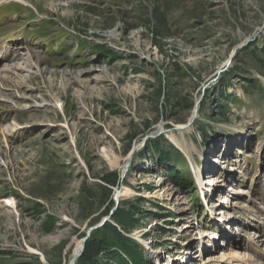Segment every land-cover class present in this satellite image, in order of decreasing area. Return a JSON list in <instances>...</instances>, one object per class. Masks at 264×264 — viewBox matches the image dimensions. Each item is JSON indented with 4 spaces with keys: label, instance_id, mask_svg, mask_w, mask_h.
Here are the masks:
<instances>
[{
    "label": "rangeland",
    "instance_id": "1",
    "mask_svg": "<svg viewBox=\"0 0 264 264\" xmlns=\"http://www.w3.org/2000/svg\"><path fill=\"white\" fill-rule=\"evenodd\" d=\"M28 1L0 7V264L105 236L102 264H264V0Z\"/></svg>",
    "mask_w": 264,
    "mask_h": 264
},
{
    "label": "trees",
    "instance_id": "2",
    "mask_svg": "<svg viewBox=\"0 0 264 264\" xmlns=\"http://www.w3.org/2000/svg\"><path fill=\"white\" fill-rule=\"evenodd\" d=\"M253 85H256V83L253 82ZM157 145L155 146L156 148L159 147ZM174 151L176 155L178 156L181 155V152L177 148H175ZM163 157L166 161H168V157H169L168 155H164ZM189 180L190 181L192 180L191 176ZM101 181L104 183L105 189L111 192L115 187L119 186L120 175L116 172H112L111 174L102 177ZM110 203L114 204V201L111 199ZM116 218L118 220L120 219L125 220L126 224H129L132 221L131 218L127 217L124 212L118 214ZM103 227L108 231L109 234H114L118 236L122 235L121 230H119L118 227L113 224L106 223ZM132 244H136V242H132ZM137 246H139V244H137ZM113 248H114L113 241L108 236H105L102 239L95 238L93 240H88L86 242L85 249L79 259L80 264H102L101 261L99 260L100 256L102 254L112 256L113 255L112 253L114 252H111V250ZM142 258H143V254H142ZM125 262L126 260L121 259V264H126Z\"/></svg>",
    "mask_w": 264,
    "mask_h": 264
},
{
    "label": "bare ground",
    "instance_id": "3",
    "mask_svg": "<svg viewBox=\"0 0 264 264\" xmlns=\"http://www.w3.org/2000/svg\"><path fill=\"white\" fill-rule=\"evenodd\" d=\"M7 1H16V0H7ZM4 2V1H3ZM2 2H0L1 4ZM235 53V52H234ZM32 70V69H31ZM0 79H1V73H0ZM195 111H197V107L195 109ZM110 161V164L111 165H116L117 164V159L115 160H109ZM219 161H216L214 160V163H218ZM222 162V161H220ZM194 166V165H192ZM195 170V169H194ZM200 171V170H199ZM198 171V172H199ZM204 176V173L200 171V173L197 175V180L199 183H201V185H205V186H208V185H215V182L216 184H218V179L214 176L212 177H209L207 178L208 179V182H203L202 180L204 179L203 178ZM203 185V186H204ZM131 193V189L129 188H125L124 190H122L119 194V197H123L124 195L126 194H129ZM6 207L10 208V209H16V205H17V202L13 199V198H5L1 201ZM223 203H229V201L225 198L224 201H222ZM83 241H79L75 247V250H74V253H73V261L78 257V255H80L81 253V250H82V243ZM34 253H36V251L33 250ZM213 253L212 251L209 253V256L206 258V259H202L201 262H203L202 264H236L240 261H237V260H240V257L239 255H231V254H226L222 251H218L216 252L215 254H211Z\"/></svg>",
    "mask_w": 264,
    "mask_h": 264
},
{
    "label": "water",
    "instance_id": "4",
    "mask_svg": "<svg viewBox=\"0 0 264 264\" xmlns=\"http://www.w3.org/2000/svg\"><path fill=\"white\" fill-rule=\"evenodd\" d=\"M105 222H106V220H105L100 226H103ZM86 242H87V238H85V239L83 240V242H82L83 245H82L81 253H82V252L84 251V249H85ZM80 256H81V254L78 255V257L75 259V261H76Z\"/></svg>",
    "mask_w": 264,
    "mask_h": 264
}]
</instances>
